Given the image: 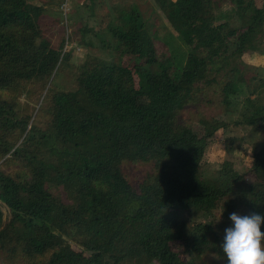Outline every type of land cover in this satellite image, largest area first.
Instances as JSON below:
<instances>
[{
    "label": "trees",
    "instance_id": "obj_1",
    "mask_svg": "<svg viewBox=\"0 0 264 264\" xmlns=\"http://www.w3.org/2000/svg\"><path fill=\"white\" fill-rule=\"evenodd\" d=\"M154 2L189 47L177 73H169L167 60H155L138 10L113 5L119 31V37H109L113 49L146 57V64L136 67L137 79L118 58L85 60L74 88L44 95L41 122L28 123L3 93L47 78L62 41L53 46L44 36L40 5L0 0V158L7 155L4 163L18 168L0 170V201L10 213L0 222V251L7 257L28 264H118L124 258L136 264H187L170 247L181 239L195 259L209 251L226 264L223 236L212 222L190 224L176 214L192 211L207 218L220 205L224 229L232 224V212L264 216V141L252 152L254 182L246 185L235 173L204 186L197 166L223 122L202 118L193 126L177 117L202 87H212L224 101L237 96L240 57L255 50V38L264 35V0H230L241 17L240 32L217 21L213 0ZM129 98L142 100L132 105ZM260 110L264 116V99L248 118ZM248 118L240 122L251 124ZM124 161L147 162L151 171L132 184L121 170ZM222 169L227 172L228 166ZM62 234L87 254L74 250Z\"/></svg>",
    "mask_w": 264,
    "mask_h": 264
},
{
    "label": "rangeland",
    "instance_id": "obj_2",
    "mask_svg": "<svg viewBox=\"0 0 264 264\" xmlns=\"http://www.w3.org/2000/svg\"><path fill=\"white\" fill-rule=\"evenodd\" d=\"M43 9L39 18V25L43 29L44 36L53 46H58L62 41L60 57L54 69L45 79H33L21 82L13 86L10 91L3 93V98L11 102L16 115L29 117L28 123L33 120L41 122L42 111L39 109L43 103L44 95L54 91H68L75 86V75L78 67L85 60L91 58L102 62L119 59L122 66L130 69L137 79V68L146 64V57L139 52L118 55L110 44V35L119 37L118 27L114 17L113 5H132L139 17L145 23L152 39L154 58L164 64L170 74L178 72L188 46L183 44L167 23L163 13L158 9L154 0H30ZM214 13L218 22H226L240 32L241 17L234 13L230 0H213ZM227 42L234 40L230 36ZM230 43V44H231ZM255 50L247 51L240 57L241 64L236 74L237 98L229 97L222 100L218 91L212 87H202L193 96L192 100L180 111L177 117L188 119L193 126L199 119L216 118L223 122V126L217 129L204 148L202 157L197 166V172L201 185H216L217 182L227 181L235 173L240 174L245 184L254 182V176L249 171L253 150H259L264 141V116L262 110L248 118L251 105L254 107L262 104L264 99V35L255 38ZM181 58V59H180ZM140 98L128 99V103L137 105ZM237 100V101H236ZM237 102V103H236ZM257 110V109H256ZM261 112V113H260ZM242 118L252 121L240 122ZM7 155L0 158V170L4 173L17 170L14 162L4 163ZM228 166V171L222 167ZM150 164L147 162L121 163V170L127 180L134 184L145 173L150 172ZM223 170V173L220 172ZM54 191L53 186L48 187ZM63 196V194H61ZM65 200L64 197H62ZM176 215L187 220L190 224L196 222L211 221L214 229L224 236V228L219 224L223 222L220 205L212 214L206 216L194 212H179ZM10 219L7 206L0 201V222L6 223ZM75 238V236L73 235ZM61 238L69 243L76 251L83 254L87 252L78 245L72 237L61 235ZM172 250L187 264H225L213 252H206L198 259L192 256L183 240L170 242ZM0 264H28L17 257H7L0 251ZM118 264H136L132 259L124 258ZM156 264V263H149Z\"/></svg>",
    "mask_w": 264,
    "mask_h": 264
},
{
    "label": "clouds",
    "instance_id": "obj_3",
    "mask_svg": "<svg viewBox=\"0 0 264 264\" xmlns=\"http://www.w3.org/2000/svg\"><path fill=\"white\" fill-rule=\"evenodd\" d=\"M264 66V64L259 65ZM231 226L225 228L220 245L226 264H264V216L258 213L229 215Z\"/></svg>",
    "mask_w": 264,
    "mask_h": 264
},
{
    "label": "crops",
    "instance_id": "obj_4",
    "mask_svg": "<svg viewBox=\"0 0 264 264\" xmlns=\"http://www.w3.org/2000/svg\"><path fill=\"white\" fill-rule=\"evenodd\" d=\"M244 101H245V103H247V104L251 105V107H254V106L251 104V102H250V101H246V100H244Z\"/></svg>",
    "mask_w": 264,
    "mask_h": 264
}]
</instances>
